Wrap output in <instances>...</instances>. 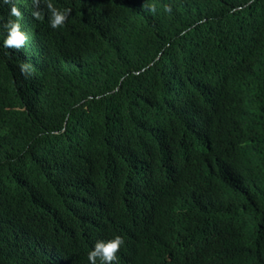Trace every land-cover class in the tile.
Instances as JSON below:
<instances>
[{
	"label": "trees",
	"instance_id": "obj_1",
	"mask_svg": "<svg viewBox=\"0 0 264 264\" xmlns=\"http://www.w3.org/2000/svg\"><path fill=\"white\" fill-rule=\"evenodd\" d=\"M16 2L0 264H89L114 234V264H264V0H52L57 29Z\"/></svg>",
	"mask_w": 264,
	"mask_h": 264
},
{
	"label": "clouds",
	"instance_id": "obj_2",
	"mask_svg": "<svg viewBox=\"0 0 264 264\" xmlns=\"http://www.w3.org/2000/svg\"><path fill=\"white\" fill-rule=\"evenodd\" d=\"M31 17L40 20L47 15L48 26L52 29L63 27L70 18L72 9L69 7H56L52 0H31ZM44 7L41 8L40 5ZM7 6L6 15L0 14V47L4 51V56L12 58L19 53L29 38V33L23 27L24 12L17 4L16 0H0V7ZM149 10H154V6L149 4ZM163 10L167 13L171 11L170 4H164ZM15 50V51H13ZM19 73L24 76L33 71V65L27 59L18 61ZM124 244V238L120 234H114L109 239H97L87 253L89 264H114L119 261L118 251Z\"/></svg>",
	"mask_w": 264,
	"mask_h": 264
},
{
	"label": "bare ground",
	"instance_id": "obj_3",
	"mask_svg": "<svg viewBox=\"0 0 264 264\" xmlns=\"http://www.w3.org/2000/svg\"><path fill=\"white\" fill-rule=\"evenodd\" d=\"M204 32V31H203ZM202 33V32H201ZM199 34V33H198ZM247 55V54H246ZM246 58V57H245ZM33 77V76H32ZM176 91V90H175ZM233 126V125H232ZM224 128V127H223ZM228 130V129H227ZM220 131V130H219ZM228 133V132H227ZM220 134V133H219ZM211 145V144H210ZM219 160V159H218ZM228 162V161H227ZM251 189V188H250ZM209 190V189H208ZM219 190V189H218ZM233 192V190L231 191ZM213 193V192H212ZM204 195V194H203ZM237 195V194H236ZM236 207V206H235ZM168 238V237H167ZM208 240V239H207ZM200 242V241H199ZM205 242V241H204ZM192 248V247H191ZM254 249V248H253ZM255 251V250H254ZM264 254V253H263ZM248 255V254H247ZM253 259V258H252Z\"/></svg>",
	"mask_w": 264,
	"mask_h": 264
}]
</instances>
